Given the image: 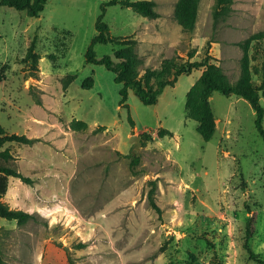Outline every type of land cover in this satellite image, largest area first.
<instances>
[{"label":"rangeland","instance_id":"1","mask_svg":"<svg viewBox=\"0 0 264 264\" xmlns=\"http://www.w3.org/2000/svg\"><path fill=\"white\" fill-rule=\"evenodd\" d=\"M105 1L48 0L36 17L0 7V134L39 139L12 147L33 182L10 178L3 201L35 219L0 217L5 263L258 264L245 247L264 259V142L253 109L213 92L215 132L204 141L186 113L196 73L179 76L155 105L129 90L121 106L113 74L85 62ZM152 1L155 19L119 5L103 17L112 36L137 41L144 67L157 73L163 60L208 54L232 83L242 74L264 80V0H234L216 26L213 0H201L191 33L174 18L177 0ZM149 37L179 42L151 56ZM114 49L94 46L98 58ZM73 120L83 125L72 128ZM149 181L159 214L147 201Z\"/></svg>","mask_w":264,"mask_h":264},{"label":"trees","instance_id":"2","mask_svg":"<svg viewBox=\"0 0 264 264\" xmlns=\"http://www.w3.org/2000/svg\"><path fill=\"white\" fill-rule=\"evenodd\" d=\"M48 0H0V7L12 8L16 11H26L31 17L38 16L45 7ZM201 0H177L173 15L182 31L191 33L195 29L198 7ZM234 0H213L212 19L216 26L220 20L230 16ZM119 5L125 8L135 9L141 16L155 19L160 14L154 9L155 2L152 0H106L100 6V14L95 23L96 34L93 37L90 46L85 53L86 64L101 65L114 76V82L121 85L119 89L120 105L126 106L128 91L131 90L134 95L145 105H155L160 95L168 86L173 87L177 78L183 74H190L193 70L202 68L203 71L190 89L186 103L187 116L197 122V132L204 141H208L215 132V118L210 104V97L213 92H220L226 97L240 96L245 99L255 113L254 126L264 142V106L261 99H264V80L259 84L250 82L245 74H242L234 83L230 82L223 73L221 67L211 60L210 55L206 54L200 61H185L180 64H174L172 60H163L162 69L155 73L148 66L144 67V60L136 51L137 41L131 38L114 37L110 33L109 25L103 20L108 7ZM211 41L207 42L210 46ZM96 44H110L115 49L111 55L97 57L94 46ZM27 59L31 61L36 68L38 55L33 53L32 47L29 48ZM141 70L144 71L140 78ZM171 70L173 72L171 73ZM171 76V77H170ZM130 121V117H129ZM83 123L73 120L71 127ZM39 141L38 138H29L26 135L18 134H0V217L8 221H16L18 225H23L35 216L11 208L3 198L8 190L10 178H18L25 184H31L33 181L22 174L18 168V158L13 152V145H31ZM138 163L137 159L132 160L131 170ZM150 189L147 194L149 206L158 214L161 213L160 207L155 202L156 183L149 181ZM248 239L251 236L250 223L246 230ZM246 249L250 258L258 264H264V259L258 257L247 245ZM0 264H6L0 248Z\"/></svg>","mask_w":264,"mask_h":264},{"label":"crops","instance_id":"3","mask_svg":"<svg viewBox=\"0 0 264 264\" xmlns=\"http://www.w3.org/2000/svg\"><path fill=\"white\" fill-rule=\"evenodd\" d=\"M143 42H144L143 43L144 49L147 50V51H149V55L155 56L157 54L156 52H159V55L161 56L163 52L161 51L160 48L162 46H165V47L166 46H171V47H166V48H171V49H174L175 50L176 49V46H177V43L179 42V40L177 38H174L172 41H170V45H169V41H168L167 37H149L148 39H145ZM195 73L198 74V75L194 76ZM201 73H202V71H200L199 69H196V70H193V72L191 74H189L190 76L192 75L195 78L193 77L192 81L189 83L188 88H190V86L194 83V81L197 80L200 77ZM167 89H168V87H166L164 89V91L160 95L158 101H160L161 98L166 94Z\"/></svg>","mask_w":264,"mask_h":264}]
</instances>
